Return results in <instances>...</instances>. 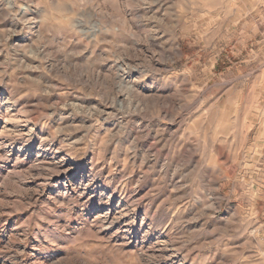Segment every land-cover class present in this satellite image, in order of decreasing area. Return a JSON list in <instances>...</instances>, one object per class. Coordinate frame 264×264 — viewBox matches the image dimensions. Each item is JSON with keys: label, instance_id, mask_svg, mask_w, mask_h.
I'll return each mask as SVG.
<instances>
[{"label": "rangeland", "instance_id": "obj_1", "mask_svg": "<svg viewBox=\"0 0 264 264\" xmlns=\"http://www.w3.org/2000/svg\"><path fill=\"white\" fill-rule=\"evenodd\" d=\"M0 264H264V0H0Z\"/></svg>", "mask_w": 264, "mask_h": 264}]
</instances>
